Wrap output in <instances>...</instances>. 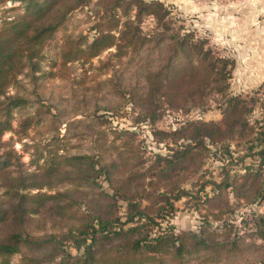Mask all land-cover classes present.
I'll list each match as a JSON object with an SVG mask.
<instances>
[{"label": "rangeland", "instance_id": "rangeland-1", "mask_svg": "<svg viewBox=\"0 0 264 264\" xmlns=\"http://www.w3.org/2000/svg\"><path fill=\"white\" fill-rule=\"evenodd\" d=\"M143 1L161 4L148 7ZM75 2L70 0L68 8L60 7L66 11L65 18L42 43L35 57L38 67L33 72V82L28 83L31 70L20 74L30 100L22 112L34 116L33 122L21 138L15 132L19 117L15 114L2 140L12 141L26 162L30 155L22 149L21 141L27 143L29 151L38 147L43 152L37 163L41 165L44 157L55 152L62 156L88 154L98 164L113 161L109 171L114 181L127 178L128 185L137 188L138 196H142L141 206H148L152 214L158 207L165 209L161 216H155L157 223L142 225V233L151 230L153 236L158 232L185 231L196 233L201 240L213 234L217 240L224 236L228 240L243 237V243L256 244L238 256L226 257L224 252L216 263L212 260V255H219L215 251L187 253L188 264H243L250 256H264V239L250 234L254 232L250 226L255 215L263 216L260 221L264 218V198L245 201L244 194L254 196L255 192L254 188H247L238 201L236 190L213 186L209 181H219L226 170L231 180L238 182V174L250 169L251 173L258 172V159L245 156L230 163L220 156L219 146L209 144L198 154L199 164L194 171L181 168L164 179L152 174L164 163L161 155H170L186 142L180 137L182 132L171 131L185 127L183 132L187 133L190 121L222 118L223 93L241 94L252 101L250 124L255 129L264 127V0H91L85 5ZM23 4L20 0H0V25L23 13ZM113 22L112 32L120 37L118 46H106L91 57L63 59L61 49L67 39L84 35L91 40ZM183 32L204 38L200 53L208 49L215 57L226 56L229 60H217L212 69L207 68L195 54L199 49L189 46L178 48L179 56L173 59L172 37ZM161 33L165 36L161 37ZM191 65L197 70L190 72ZM222 68L228 72L226 81L218 83L224 90L219 94L216 89L211 90L209 82ZM193 88L199 91L191 94ZM254 119L258 122L254 123ZM245 144L241 140L233 156L246 152ZM59 160L60 164L65 162L63 158ZM37 164H29V170H35ZM261 169L264 177V163ZM59 176L48 174L39 180H48L51 187L59 188L64 185ZM99 179L102 189L112 192L109 182L101 176ZM42 186L43 191L50 188ZM178 190L182 192L174 201L170 216L166 195L162 194L166 192L172 199ZM83 205L79 198L76 206L86 209ZM127 207L123 198L113 203L117 214H123ZM118 241L120 237L108 244ZM66 242L69 251L82 253V247L76 249L70 241ZM37 252L38 249L27 251ZM0 260L7 261L5 264H27L21 251L0 256Z\"/></svg>", "mask_w": 264, "mask_h": 264}, {"label": "trees", "instance_id": "trees-1", "mask_svg": "<svg viewBox=\"0 0 264 264\" xmlns=\"http://www.w3.org/2000/svg\"><path fill=\"white\" fill-rule=\"evenodd\" d=\"M25 7L23 13H18L12 19H5L0 25V256L7 257L16 251L23 253V260L27 264H188L187 253L217 252L212 255L216 261L223 255L238 256L250 247L255 248L254 242H244L243 237L231 240L226 238L217 240L210 234L207 239H198L196 233L158 232L151 236V230L141 232L142 225L147 222L157 223L155 216H161L164 208H156L155 214L150 213L148 206H141L142 196H138L137 188L128 185L127 178H114L109 171L110 163L100 164L88 154H71L62 156L55 152L53 156L44 157V164H37L43 157V152L36 147L33 151L26 148L27 143L20 139L25 137L26 129L33 122L32 115L22 112L29 103L24 92L26 87L20 74L31 70L28 83L34 79V71L38 65L35 60L42 43L51 37L58 26L63 23L66 11L59 10L62 5L69 7L70 0H20ZM91 0H76V5L88 4ZM157 3V4H153ZM144 6L160 5V2L143 1ZM151 13H153L150 10ZM156 17L160 15H155ZM139 18V12L136 15ZM111 23L91 40L87 36L78 35L65 41L61 49L66 61L91 57L98 54L106 46H118L119 35L116 36ZM162 32V31H160ZM160 36H165L161 33ZM175 52L172 58L179 56L178 48L191 47L199 49L195 54L199 60L212 69L217 60L227 62L226 56L210 54L208 49L202 50L204 38L190 32L173 35ZM218 58V59H216ZM197 70L191 65L190 72ZM212 71V70H211ZM228 70L218 69L212 77V91L223 93L220 83L226 81ZM227 83V82H226ZM217 86L214 88V86ZM11 88H14L11 91ZM199 91L193 88L191 94ZM222 118L218 121L197 119L185 127L174 129L172 133H181L185 143H180L168 156H162L164 163L154 170L159 179L169 177L181 168L195 169L199 162L198 154L209 144L221 148L220 155L232 163L235 159L251 156L258 159V166L264 163V127L250 124L249 110L252 101L246 100L241 94H222ZM18 114V128L21 147L30 155L29 162L22 159L21 153L10 140H2L5 130L11 128V121ZM258 119H254L257 123ZM165 132V131H161ZM176 139V138H173ZM246 143V152L233 156L240 141ZM233 141H236L233 143ZM234 144V148L231 145ZM258 144V145H257ZM258 157V158H257ZM60 158L65 162L60 164ZM29 164H37L35 170H29ZM247 166V165H246ZM253 169L245 171L240 181L231 180L229 172L224 171L219 181L211 178L213 186H223L236 190L235 198L240 201V194L247 188H254V196L244 194L245 201H255L264 198V177L262 171L251 173ZM60 174L59 180L64 185L53 188L46 180H39L44 175ZM109 182L112 192L102 189L99 177ZM252 179L253 182H249ZM116 183V184H115ZM48 185V190H40ZM202 186H205L204 183ZM212 186V187H213ZM171 188H174L172 186ZM183 190V189H182ZM180 191L174 192L172 199L164 192V200L168 205V213L174 210V201L180 197ZM185 191V190H183ZM182 192V191H181ZM84 201L81 209L78 199ZM117 198L127 201V210L117 214L113 208ZM137 198V199H136ZM261 214L253 218L254 232L251 236L260 235L264 239V218ZM143 219V220H142ZM258 235V236H259ZM120 241L108 244L112 239ZM228 240V241H226ZM66 241L76 249L83 248L81 254L72 253L67 249ZM257 247V246H256ZM38 249L37 253H27ZM56 261L51 262L54 258ZM7 261H1L5 264ZM264 264V256L248 257L243 264Z\"/></svg>", "mask_w": 264, "mask_h": 264}]
</instances>
